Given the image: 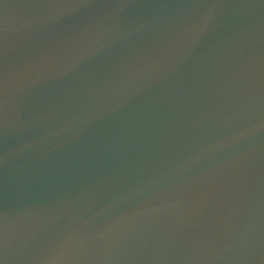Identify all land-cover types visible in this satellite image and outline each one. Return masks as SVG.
Here are the masks:
<instances>
[{
	"label": "water",
	"instance_id": "95a60500",
	"mask_svg": "<svg viewBox=\"0 0 264 264\" xmlns=\"http://www.w3.org/2000/svg\"><path fill=\"white\" fill-rule=\"evenodd\" d=\"M0 264H264V0H0Z\"/></svg>",
	"mask_w": 264,
	"mask_h": 264
}]
</instances>
